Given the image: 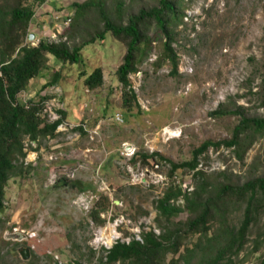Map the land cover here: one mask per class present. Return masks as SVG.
<instances>
[{
	"label": "rangeland",
	"instance_id": "obj_1",
	"mask_svg": "<svg viewBox=\"0 0 264 264\" xmlns=\"http://www.w3.org/2000/svg\"><path fill=\"white\" fill-rule=\"evenodd\" d=\"M86 1L35 4L29 28L35 38L29 36L25 44L79 43L89 30L102 29L98 22L91 27L93 19L88 17L83 32L69 30L76 5ZM106 1L112 15L122 3V16L116 19L123 21L158 2ZM16 2L0 0V6ZM181 8L183 23L175 30L173 44L178 71L164 60V37L152 23V46L139 71L130 76L137 101L130 100L118 80L125 48L110 35L104 45L88 47L83 54L87 71L102 68L100 87L89 90L79 67L50 56L47 69L19 95L20 103L41 102L43 116L59 117L63 123L54 136L38 143L25 138V167L10 179L6 208L0 213V264H96L103 248L119 240L142 241L143 233H162L163 225L170 223L158 220L156 201L170 183L191 191L203 180L222 181V173L241 182L264 175V136L257 135L243 160L234 149L211 147L199 161L204 179L194 180L193 172L185 169L171 177L170 162L191 161L204 143L230 141L243 116L264 118V0H185ZM55 73L60 79L47 87ZM221 108L232 112L212 115ZM134 154L140 157L136 162ZM154 154L144 166L141 157ZM176 204L185 207L183 199ZM97 210L104 211L102 226L92 218ZM243 215L236 210L229 222L239 226ZM259 217L237 264H261L264 252H253V246L264 228V209ZM187 218L182 211L172 225L181 227ZM12 233L25 239H7ZM199 239V234L184 233L181 253L193 249ZM25 249L30 251L28 259L21 255ZM172 258L167 255L162 264H171Z\"/></svg>",
	"mask_w": 264,
	"mask_h": 264
},
{
	"label": "trees",
	"instance_id": "obj_2",
	"mask_svg": "<svg viewBox=\"0 0 264 264\" xmlns=\"http://www.w3.org/2000/svg\"><path fill=\"white\" fill-rule=\"evenodd\" d=\"M45 1L33 0L32 4L26 5L24 0H17L12 6H0V213L6 208L5 195L10 179L20 175L25 167L22 163L27 156L25 138L38 143L41 139L54 136L63 123V119L52 122L43 116L41 102L19 101V95L28 88L31 80L47 69L50 56L64 65L79 67L80 75L85 77V86L95 90L103 84V71L100 66L87 71L83 54L88 47L104 45L111 36L125 48L122 63L117 70L118 80L130 100L137 101L130 76L139 71V65L147 57L153 42L149 35L150 26L156 23L165 41L164 60L170 61L173 70L178 71L179 58L173 44L175 30L183 23L181 7L185 0H158L152 7H142L137 13L129 14L127 21L116 19L122 16L121 2L112 15L107 9L106 0H88L76 5L75 18L69 30L83 32L88 26L85 22L88 17L93 19L91 27L98 22L102 29L94 32L89 30L87 37L79 43L42 40L37 45L25 44L31 33L30 24L36 15L34 6L44 4ZM70 38H74L73 35ZM161 62L159 60L156 65L159 66ZM59 79L60 73H55L47 87L53 86ZM230 112L221 108L212 115L223 116ZM235 114L241 116L240 113ZM257 135L264 136V118L243 116L234 128L230 141L204 143L194 151L191 161L181 164L170 162L171 177L178 170L185 169L193 172L194 180L204 179L206 174L199 169V161L211 147L216 150L223 147L234 149L237 157L243 160L254 145ZM155 156L141 157L143 165L149 166V160ZM139 158L134 154L132 161L136 162ZM221 176L222 181L213 183L203 180L191 191L170 183L163 196L156 201L158 220L163 218L170 223L163 225L162 233H143L142 241L136 238L128 243L119 240L110 249L103 248L96 264H162L169 254L173 256L171 264H237L238 256L247 244V236L257 226L260 212L264 209V175L244 182L224 173ZM182 199L185 202L184 208L176 204ZM239 209L243 210L244 215L239 226H236L229 222V217ZM182 211L188 213V218L181 227H174L171 220ZM102 212H92V218L99 226L106 223L101 218ZM184 233L199 234L200 239L193 249H187L182 254L179 242ZM257 235L253 252H264V228ZM95 254L91 251L93 257ZM261 264H264V254Z\"/></svg>",
	"mask_w": 264,
	"mask_h": 264
},
{
	"label": "water",
	"instance_id": "obj_3",
	"mask_svg": "<svg viewBox=\"0 0 264 264\" xmlns=\"http://www.w3.org/2000/svg\"><path fill=\"white\" fill-rule=\"evenodd\" d=\"M35 38V35L34 34H31L30 35V39L33 40ZM127 151H129L131 149L130 146L126 147ZM7 239H12V240H15V241H22L23 239H25V235L21 234V233H12V234H7ZM29 253L30 251L28 249H25L23 252H22V257L24 259H28V256H29Z\"/></svg>",
	"mask_w": 264,
	"mask_h": 264
},
{
	"label": "built area",
	"instance_id": "obj_4",
	"mask_svg": "<svg viewBox=\"0 0 264 264\" xmlns=\"http://www.w3.org/2000/svg\"><path fill=\"white\" fill-rule=\"evenodd\" d=\"M53 42H56V41H53ZM58 119H60V118L59 117H55V119L54 120H51V121L53 122V121L58 120Z\"/></svg>",
	"mask_w": 264,
	"mask_h": 264
},
{
	"label": "bare ground",
	"instance_id": "obj_5",
	"mask_svg": "<svg viewBox=\"0 0 264 264\" xmlns=\"http://www.w3.org/2000/svg\"><path fill=\"white\" fill-rule=\"evenodd\" d=\"M103 233H104L103 236L106 235L105 232H103ZM113 234H114V233H113Z\"/></svg>",
	"mask_w": 264,
	"mask_h": 264
}]
</instances>
